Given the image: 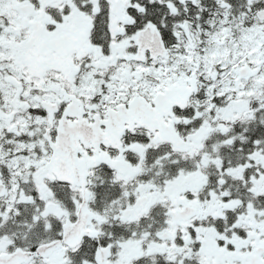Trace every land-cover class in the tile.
I'll use <instances>...</instances> for the list:
<instances>
[{
    "label": "snow or ice",
    "instance_id": "obj_1",
    "mask_svg": "<svg viewBox=\"0 0 264 264\" xmlns=\"http://www.w3.org/2000/svg\"><path fill=\"white\" fill-rule=\"evenodd\" d=\"M0 264H264V0H0Z\"/></svg>",
    "mask_w": 264,
    "mask_h": 264
}]
</instances>
